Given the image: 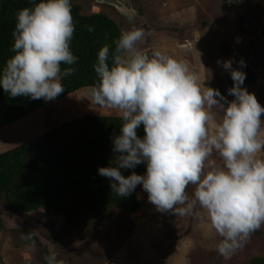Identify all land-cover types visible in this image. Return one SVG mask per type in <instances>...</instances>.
Here are the masks:
<instances>
[{"label": "clouds", "instance_id": "clouds-1", "mask_svg": "<svg viewBox=\"0 0 264 264\" xmlns=\"http://www.w3.org/2000/svg\"><path fill=\"white\" fill-rule=\"evenodd\" d=\"M74 32L72 0H41L19 10L11 33L14 55L0 68L3 92L56 100L65 92L62 80L76 72ZM150 34L122 30L114 50L105 44L98 51L88 95L100 108L116 110L121 125L111 138L109 166L97 173L109 180L112 194L127 197L139 185L157 212L203 219L219 237L215 251L230 259L264 226V106L243 87V59L239 67L234 58L216 61L233 82L228 100L216 88H202L186 61L139 49ZM214 155L220 163L209 165ZM142 164L146 171L137 174ZM122 170L133 171L125 176ZM43 259L64 264L55 251Z\"/></svg>", "mask_w": 264, "mask_h": 264}, {"label": "rangeland", "instance_id": "rangeland-1", "mask_svg": "<svg viewBox=\"0 0 264 264\" xmlns=\"http://www.w3.org/2000/svg\"><path fill=\"white\" fill-rule=\"evenodd\" d=\"M130 1L134 15L129 19L94 0H72V3L80 7L82 15L106 14L121 31L137 27L150 32L139 42V49L148 53L158 50L186 61L190 70L199 75L202 88L213 87L221 94L231 78L217 65V59L234 58L233 67L238 59L246 61L256 39L238 21L235 9L224 5L222 0ZM248 3L264 13V0ZM88 91H78L0 128V153L84 115L119 116L116 110L96 105ZM249 92L264 106V72L258 75L257 85ZM213 162L220 163L218 155L208 163ZM145 171L142 167L135 172ZM193 190V186L187 189L189 194ZM131 195L142 202L137 213L129 215L110 207L109 219L72 229L58 245H53L51 239L62 225V218L43 211L22 214L20 219L4 217L0 264H45L43 257L51 251L64 264H248L254 257H264V226L258 230L261 235H252L226 260L215 251L219 237L203 219L157 212L142 186L138 185ZM6 215L3 211V216ZM25 236L31 239L26 240Z\"/></svg>", "mask_w": 264, "mask_h": 264}, {"label": "trees", "instance_id": "trees-1", "mask_svg": "<svg viewBox=\"0 0 264 264\" xmlns=\"http://www.w3.org/2000/svg\"><path fill=\"white\" fill-rule=\"evenodd\" d=\"M32 2L41 0H0V68L14 55L11 33L16 13L31 7ZM80 12V7L72 3L75 32L71 51L78 61L71 66L76 68L74 75L62 80L65 92L56 100L45 102L27 97L9 98L0 88V128L94 84L93 66L98 51L105 44L114 50L113 41L121 30L104 13L82 15ZM65 67L69 66L61 65L62 69ZM120 125L119 116L88 114L1 152L0 233L5 229L4 217L20 219L22 214L43 211L63 220L51 239L53 245H58L72 229L109 219L110 207L129 215L137 213L142 202L133 195L112 194L109 180L97 173L99 167L109 166L113 157L111 138L119 134ZM138 135H144L142 126ZM142 167L145 165H138L134 171ZM131 171L122 170V174L128 176ZM258 235H261L258 231L253 234ZM248 264H264V257H254Z\"/></svg>", "mask_w": 264, "mask_h": 264}, {"label": "water", "instance_id": "water-1", "mask_svg": "<svg viewBox=\"0 0 264 264\" xmlns=\"http://www.w3.org/2000/svg\"><path fill=\"white\" fill-rule=\"evenodd\" d=\"M100 5H106L113 8L118 14L125 18H131L134 15L132 3L130 0H94ZM224 5L233 7L237 13V19L241 25L249 30L253 36L256 37L252 44L249 56L245 61L246 67L241 70L246 73V80L243 87L248 91L255 87L258 83V75L264 72V39L261 38L262 32H264V13L258 11L249 5L248 0H222ZM241 59H238L234 67H239L237 63ZM232 80L224 86L222 94L227 96V89L232 86ZM228 100L233 99L231 96H227Z\"/></svg>", "mask_w": 264, "mask_h": 264}, {"label": "flooded vegetation", "instance_id": "flooded-vegetation-1", "mask_svg": "<svg viewBox=\"0 0 264 264\" xmlns=\"http://www.w3.org/2000/svg\"><path fill=\"white\" fill-rule=\"evenodd\" d=\"M252 7H253V5H251ZM254 8V7H253ZM263 12V11H262ZM262 35H264V32H262V34H261V38H262ZM262 39H264V38H262Z\"/></svg>", "mask_w": 264, "mask_h": 264}]
</instances>
